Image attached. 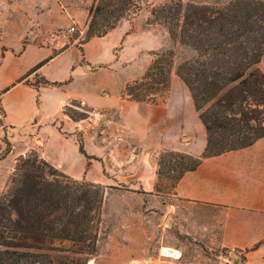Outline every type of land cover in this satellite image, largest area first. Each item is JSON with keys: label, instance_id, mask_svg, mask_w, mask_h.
<instances>
[{"label": "crops", "instance_id": "obj_1", "mask_svg": "<svg viewBox=\"0 0 264 264\" xmlns=\"http://www.w3.org/2000/svg\"><path fill=\"white\" fill-rule=\"evenodd\" d=\"M2 1L8 7L0 12V151L4 150L3 140L10 149L0 158V194L16 159L30 151L76 180L98 183L100 175L110 178L106 173L111 171L116 174L112 181L117 178L128 185V192L141 190L146 197H155L153 154L177 151L196 156L203 151L206 134L194 106L201 126L199 137L188 135L180 142L176 132H188L190 106H172L171 92L162 103L137 102L124 94L125 84L142 76L141 72L127 78L118 74L124 70V61L142 49V41H130L132 33L116 26L107 35L84 43L70 40L68 32L67 42L48 38L40 44V25L28 17L24 1ZM87 15L76 18L66 9L59 18L66 22L65 28L74 23L84 35ZM32 30L34 36H29ZM117 46L120 50L113 55ZM107 52L114 58L105 62L100 57ZM45 59L48 61L38 69L37 76L56 82V86L36 90L24 83L12 85ZM259 68L264 73V55ZM184 99L192 103L189 92ZM72 101L92 112L85 119L71 120L63 109ZM108 112L117 113V119L105 118L103 129L96 128ZM79 130L87 134L81 141L92 159L78 150L75 132ZM174 195L221 208L223 246L245 250L260 243L257 249L247 251V261L264 257V137L246 148L203 159L177 181Z\"/></svg>", "mask_w": 264, "mask_h": 264}, {"label": "trees", "instance_id": "obj_2", "mask_svg": "<svg viewBox=\"0 0 264 264\" xmlns=\"http://www.w3.org/2000/svg\"><path fill=\"white\" fill-rule=\"evenodd\" d=\"M141 7L138 0H92L81 43L107 35ZM152 23L162 25L172 41L194 53L176 66V75L189 92L206 144L196 156L160 154L159 167L177 172L176 184L203 159L246 148L264 137V73L259 68L264 55V0H230L222 5L170 1L151 7L148 24ZM153 55L142 76L125 84L124 94L134 101L151 103L157 94L167 93L175 52ZM47 61L37 63L12 85L24 83L36 90L56 86L41 76L37 84L29 83L28 77L37 75ZM70 110L66 106L63 113L73 121L88 116L72 117ZM77 143L80 154L92 159L82 141ZM103 203L101 184L73 179L35 151L19 156L0 194V264H87L104 234Z\"/></svg>", "mask_w": 264, "mask_h": 264}, {"label": "rangeland", "instance_id": "obj_3", "mask_svg": "<svg viewBox=\"0 0 264 264\" xmlns=\"http://www.w3.org/2000/svg\"><path fill=\"white\" fill-rule=\"evenodd\" d=\"M23 1L28 17L40 25L41 36L43 37L39 41L40 44L47 42L48 38H52L56 42H63V40L67 42L65 38L68 33L67 27L65 28L66 22L59 16L67 9L68 13L80 18L81 14L82 16L83 13L88 14V8L92 3V0H55L54 6H51L52 0ZM170 1L177 0H138L142 4L141 9L134 15L122 18L118 22L119 30H127L132 33L131 42L142 41L139 44L142 47L140 53L128 57L122 64L124 70L119 71L118 74L121 78H127L136 72H141L142 75L153 60L154 53L174 50L175 55L167 93L157 94L155 101L151 103L164 102L168 93L171 92L174 95L170 102L172 106L191 107L192 117L188 119V132L183 135L178 129L176 132L178 141L184 142L188 135L195 138L199 137L201 126L197 121L192 103H187L184 99L185 92L188 91L176 75V66L183 60L192 57L194 53L191 49L172 41L162 25L148 24L151 7ZM179 1L184 4L222 5L230 0ZM7 7V3L0 0V12L6 11ZM41 14H45L46 18L41 17L43 16ZM48 19L52 21L50 26ZM87 22L88 15L86 24ZM70 26L74 27L70 40L74 39L81 43L84 37L81 33L82 30H77L74 23H70ZM29 36H34L33 30ZM119 50L120 46H117L113 55H117ZM110 58H114V56L109 52L100 57L105 62ZM28 80L31 84H37L39 77L32 75ZM68 107L71 108L69 113L72 117H78L79 113L89 115L92 112L90 108L77 101L71 102ZM185 113L188 115L187 108ZM105 118L116 120L117 113L108 112L106 117L102 116L96 128L103 129ZM84 138L87 139L84 130L75 132L77 141ZM3 143L4 150L0 151V158L5 149L10 148L5 140ZM161 153L152 155L155 172L160 171V175H156L155 178L153 190L155 197H146L141 190L128 192L126 189L128 185L124 182H118L119 179L117 178H115L116 182L111 180L112 176L116 175L111 171L106 173L110 178H105L103 175L99 176L101 181L98 183L104 188L102 208L104 234L98 243L97 254L90 259L91 264H264V257L248 262L246 250L223 246L221 242V208L187 202L174 195L177 172H172L163 164L159 167ZM8 180L9 178L5 186L8 184ZM135 188H137L136 185ZM164 249L177 252L176 257L164 256Z\"/></svg>", "mask_w": 264, "mask_h": 264}, {"label": "bare ground", "instance_id": "obj_4", "mask_svg": "<svg viewBox=\"0 0 264 264\" xmlns=\"http://www.w3.org/2000/svg\"><path fill=\"white\" fill-rule=\"evenodd\" d=\"M174 251H175V250H174ZM163 253H164V254H163L164 256H168V257H176V253H177V252L175 253V252H173V251H171V250L164 249V250H163ZM92 263H93V262H92ZM88 264H91V260L88 261Z\"/></svg>", "mask_w": 264, "mask_h": 264}, {"label": "built area", "instance_id": "obj_5", "mask_svg": "<svg viewBox=\"0 0 264 264\" xmlns=\"http://www.w3.org/2000/svg\"><path fill=\"white\" fill-rule=\"evenodd\" d=\"M74 31V27L73 26H70L67 30V32H73Z\"/></svg>", "mask_w": 264, "mask_h": 264}]
</instances>
